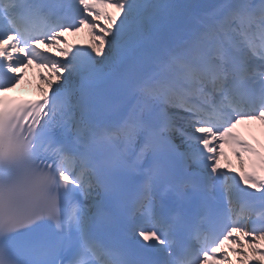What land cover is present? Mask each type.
Here are the masks:
<instances>
[{
  "label": "snow or ice",
  "instance_id": "obj_1",
  "mask_svg": "<svg viewBox=\"0 0 264 264\" xmlns=\"http://www.w3.org/2000/svg\"><path fill=\"white\" fill-rule=\"evenodd\" d=\"M32 66L41 97H7ZM244 121L264 0H0V264H264Z\"/></svg>",
  "mask_w": 264,
  "mask_h": 264
},
{
  "label": "bare ground",
  "instance_id": "obj_2",
  "mask_svg": "<svg viewBox=\"0 0 264 264\" xmlns=\"http://www.w3.org/2000/svg\"><path fill=\"white\" fill-rule=\"evenodd\" d=\"M89 43H90V41H89V42H85L84 45H87V44H89ZM31 87L33 88V86H31ZM28 89H30V88L28 87ZM229 157H231V158L233 159V161H234V158L237 159V158H236L234 155H232V154H230Z\"/></svg>",
  "mask_w": 264,
  "mask_h": 264
}]
</instances>
